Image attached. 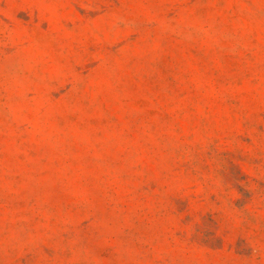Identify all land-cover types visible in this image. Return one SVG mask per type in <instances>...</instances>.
Returning <instances> with one entry per match:
<instances>
[{"label": "rangeland", "instance_id": "rangeland-1", "mask_svg": "<svg viewBox=\"0 0 264 264\" xmlns=\"http://www.w3.org/2000/svg\"><path fill=\"white\" fill-rule=\"evenodd\" d=\"M0 264H264V0H0Z\"/></svg>", "mask_w": 264, "mask_h": 264}]
</instances>
